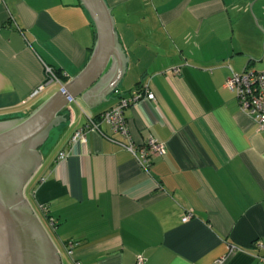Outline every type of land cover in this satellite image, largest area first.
Instances as JSON below:
<instances>
[{
	"label": "crops",
	"instance_id": "1",
	"mask_svg": "<svg viewBox=\"0 0 264 264\" xmlns=\"http://www.w3.org/2000/svg\"><path fill=\"white\" fill-rule=\"evenodd\" d=\"M105 2L121 45L120 77L111 72L61 113L54 151L41 153L25 190L52 221L67 262L264 264V133L224 88L228 67L264 68V0ZM94 42L79 0H0V120L29 115L76 77ZM45 67L64 83L30 99ZM143 85L155 101L142 99L124 116L135 147L151 137L165 149L148 169L138 152L97 133L70 147L85 115L96 119Z\"/></svg>",
	"mask_w": 264,
	"mask_h": 264
},
{
	"label": "water",
	"instance_id": "2",
	"mask_svg": "<svg viewBox=\"0 0 264 264\" xmlns=\"http://www.w3.org/2000/svg\"><path fill=\"white\" fill-rule=\"evenodd\" d=\"M79 2L95 31L86 66L29 115L0 120V264H62L25 190L41 166L42 147L64 122L61 113L83 101L111 72L120 77L122 51L111 10L105 0Z\"/></svg>",
	"mask_w": 264,
	"mask_h": 264
},
{
	"label": "built area",
	"instance_id": "3",
	"mask_svg": "<svg viewBox=\"0 0 264 264\" xmlns=\"http://www.w3.org/2000/svg\"><path fill=\"white\" fill-rule=\"evenodd\" d=\"M228 69L230 75L224 83V88L233 93L239 112L250 117L257 125L259 131L264 133V68L260 71L248 70L242 73H235L229 67ZM44 70L46 80L43 85L31 94L30 99L38 96L46 86L59 84L51 68L45 67ZM142 99H147L152 102L155 101L154 95L149 91L148 85H143L127 97H120L115 105L102 112L96 119L85 115L86 121L84 126L76 130L69 140L70 147L75 145V143L85 145L87 135L89 133H97L133 156L138 152L141 167L148 169L152 159L164 155L165 149L163 145L158 144L151 137L144 140L141 146L135 147L129 134L128 123L124 116V111L127 108L137 104ZM101 125L107 126L112 136L104 135L100 130ZM114 135L122 137L125 143L114 139ZM69 153V150L60 152L56 157V161L59 163L64 162L69 156ZM41 210L43 213H46L43 207H41ZM190 217L191 215L187 214L183 218V221L188 220ZM48 222L50 225L52 224V221L49 220ZM65 250L67 255L72 254L71 246H67ZM145 261V258L142 256L136 258V264H144Z\"/></svg>",
	"mask_w": 264,
	"mask_h": 264
},
{
	"label": "rangeland",
	"instance_id": "4",
	"mask_svg": "<svg viewBox=\"0 0 264 264\" xmlns=\"http://www.w3.org/2000/svg\"><path fill=\"white\" fill-rule=\"evenodd\" d=\"M52 89H58V85L54 84ZM59 90V89H58ZM40 105V104H39ZM71 109L75 110V104H70ZM56 131H53L49 137V141H47V143L42 147L41 149V153H46V151L49 149H52V147L54 146L55 141H53L56 136ZM52 151H54V149H52ZM25 197L28 201V203L30 204V206L32 207L33 211L35 212L36 216L38 217L39 221L41 222L42 226L44 227L45 231L47 232L48 236L50 237L51 241L53 242V244L55 245L56 249L58 250V253L60 254L61 257V261L62 264H69L67 262L66 256L62 251V248L56 238V235L54 234V232L51 230V228L49 227L46 218L44 219L43 215L40 213V211L36 208L35 204L33 203L29 191L27 190L25 192Z\"/></svg>",
	"mask_w": 264,
	"mask_h": 264
},
{
	"label": "trees",
	"instance_id": "5",
	"mask_svg": "<svg viewBox=\"0 0 264 264\" xmlns=\"http://www.w3.org/2000/svg\"><path fill=\"white\" fill-rule=\"evenodd\" d=\"M54 73H55V76L57 77V79L60 81V83L63 84L64 81L61 79L59 73H57L56 71H54ZM48 141H49V140H48ZM45 210H46V209H45ZM46 218H47V221H49V218H48V217H46Z\"/></svg>",
	"mask_w": 264,
	"mask_h": 264
}]
</instances>
